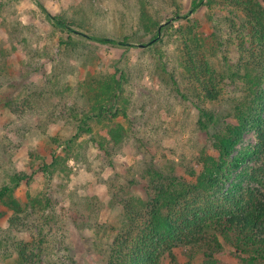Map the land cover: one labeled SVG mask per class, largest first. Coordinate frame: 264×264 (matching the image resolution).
Returning a JSON list of instances; mask_svg holds the SVG:
<instances>
[{
  "label": "rangeland",
  "instance_id": "1",
  "mask_svg": "<svg viewBox=\"0 0 264 264\" xmlns=\"http://www.w3.org/2000/svg\"><path fill=\"white\" fill-rule=\"evenodd\" d=\"M37 2L53 14L83 23V30L109 37L141 35L143 6L165 28L147 46L133 42L129 47H116L86 40L72 48ZM194 2L200 4L190 12ZM204 3L0 0V186L10 183L15 173L36 174L29 184L21 181L16 197L22 203L29 201L28 193L41 192L51 198L41 221L34 213L23 215L24 225L18 228L10 225L11 210L0 206V236L6 245L40 239L41 250L34 251L40 253L41 264H106L115 231L128 225L115 199L128 194L146 199V170L151 166H174L183 175L184 166L194 163L206 147L208 132L215 128L206 131L199 126V112L193 97L188 98L195 84L183 67L187 54L197 50L195 42L200 44L223 89L215 109L225 113L244 87L242 73H231L243 70L253 61L250 52L262 46L249 42L247 18L241 9L220 0L211 7ZM189 27L197 36L194 42L188 38ZM115 65L127 76V118L119 121L129 135L110 155L83 135L73 139L68 156L63 147L76 130L67 120L66 107H83L80 83L88 76L116 73ZM52 136L63 143L55 146L61 159L53 174L45 176L29 151L51 144ZM255 143L256 132L251 128L235 152ZM262 166L260 157L249 158L213 199L245 193L248 187L264 199ZM10 251H1L0 264H17V258L8 256ZM217 258L218 264H240L229 247ZM160 264H206V258L200 250L177 246L162 252Z\"/></svg>",
  "mask_w": 264,
  "mask_h": 264
},
{
  "label": "trees",
  "instance_id": "2",
  "mask_svg": "<svg viewBox=\"0 0 264 264\" xmlns=\"http://www.w3.org/2000/svg\"><path fill=\"white\" fill-rule=\"evenodd\" d=\"M204 0H199L202 2ZM241 9L247 18L249 42L254 48L250 52L253 61L241 71L244 87L231 102V109L223 113L215 109L223 93L216 72L211 69L200 44L197 50L188 53L183 67L195 84L194 106L199 112L198 124L208 132V141L193 164L184 166L180 175L174 166L146 170L148 184L146 199L133 194L116 198L128 225L115 231L110 242L106 264H160V255L177 246L188 247L194 252L202 251L206 264H218L217 255L225 247L240 260V264L264 263V199L257 191L247 188L239 195L226 194L222 200H214L230 179L252 157H260L264 171V0H220ZM216 0H205L211 7ZM41 11L54 27L62 33L63 42L74 47L86 40L100 45L129 47L133 42L144 46L157 40L165 25L152 18L145 6L140 10L143 33L133 38L109 37L83 30L85 25L68 16L53 14L37 2ZM200 3L194 2L190 12ZM181 17H185L182 15ZM188 38L196 41L193 27H189ZM116 66V65H115ZM116 73H103L86 77L80 83L82 105L67 106L68 121L75 125V135L64 145L69 156L71 143L83 135H89L100 150L114 154L129 135V129L119 120L127 118V99L124 95L126 74L116 66ZM10 102H6L8 105ZM220 120L222 123H220ZM45 125V123H44ZM256 132V143L236 153V146L249 129ZM51 144L30 150L29 155L38 159L37 170L50 176L60 164V155L55 146L62 145L58 136L50 137ZM66 158V156H65ZM69 158V157H68ZM37 175L15 173L11 182L0 186V206L11 210L10 225L23 226V215L32 213L42 216L51 207V198L45 193H28V202L22 203L15 189L25 180L28 184ZM3 212L0 211V219ZM42 240L18 241L14 246L6 245L0 236L1 251H10L8 256L17 258V264H41Z\"/></svg>",
  "mask_w": 264,
  "mask_h": 264
},
{
  "label": "water",
  "instance_id": "3",
  "mask_svg": "<svg viewBox=\"0 0 264 264\" xmlns=\"http://www.w3.org/2000/svg\"><path fill=\"white\" fill-rule=\"evenodd\" d=\"M141 46H144V45H141Z\"/></svg>",
  "mask_w": 264,
  "mask_h": 264
}]
</instances>
